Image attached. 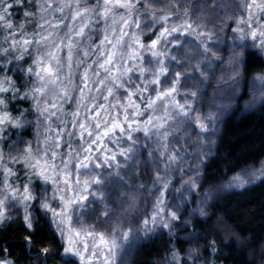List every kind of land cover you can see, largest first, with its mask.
<instances>
[{
  "label": "trees",
  "instance_id": "1",
  "mask_svg": "<svg viewBox=\"0 0 264 264\" xmlns=\"http://www.w3.org/2000/svg\"><path fill=\"white\" fill-rule=\"evenodd\" d=\"M5 2L11 23L0 21V50L7 49L0 51V78L11 77L19 92L9 87L0 110L26 122L0 132L1 150L9 141L21 148L11 164L0 161L8 187L2 198L11 194L23 207L0 220V260L77 264L42 210L21 198L31 179L35 192L42 184L64 188L54 197L59 205L72 199L73 213L96 211L102 225H131L138 241L132 264H264V54L249 44L259 0H137L131 8L113 0L107 17L100 14L105 0H52V7L0 0V11ZM197 17L207 36L180 23ZM48 53L62 65L50 83L58 99L46 91L21 95L39 86L25 69L35 71L37 56ZM233 54L238 61L230 66ZM158 104L180 106V113L156 120ZM28 145L36 158L47 151V181L22 159ZM219 186L225 192H212ZM26 206L34 212L31 229ZM167 209L176 216L164 222ZM63 216L54 217L66 222Z\"/></svg>",
  "mask_w": 264,
  "mask_h": 264
},
{
  "label": "rangeland",
  "instance_id": "2",
  "mask_svg": "<svg viewBox=\"0 0 264 264\" xmlns=\"http://www.w3.org/2000/svg\"><path fill=\"white\" fill-rule=\"evenodd\" d=\"M112 5H113V3L109 7H112ZM100 14L102 16H104L103 12H101ZM172 19L173 18L169 19V21H171L172 25H175V23H177V21L176 20L173 21ZM197 19H198L197 21L196 20L191 21V19H188L185 22L183 20H181V21L179 20V21L183 27L189 28L192 30L198 29L203 36H207L206 28L203 25L204 22L200 21V20H203V18L197 17ZM250 20H251V23L257 24L258 27H257V32L255 33V37H253V39H252V43H249V44L260 48V50L263 51V54H264V43H262V41H264V0H259L256 7L253 8V12H252V15L250 16ZM99 21L102 22V21H104V19L99 16ZM165 27L167 28V25ZM75 41H76V38L70 42H75ZM136 48H137L138 52L142 53L141 50L143 48L141 50L137 46H136ZM234 55L235 54H233L231 56L232 58L230 60V62H231L230 66L233 63V61H234V63H235V61L236 62L238 61L237 57ZM54 57L58 58L57 56H54ZM65 62H66V60L63 61L62 64L63 63L65 64ZM52 64H53V67H55L57 69L60 66H62L59 64L57 65L56 59L52 60ZM213 76H215L217 78V80H219L218 75H213ZM47 88L48 89H46L45 96L47 95L48 97L46 96V98H51L54 101H56L58 99V97L54 93L55 87L52 86L51 84H49ZM186 91L189 92L192 90H191V88H189ZM187 104H189L188 100H187ZM173 109H177V112H175V113H178L180 106H178L177 108H172V105L171 106L167 105V107H164V106L158 104L156 106V110H155L156 111V113H155L156 120H159L161 118L165 119L167 117L166 115H168L167 111H171ZM185 109H187V106L185 107ZM203 114L207 118V121L212 119V118L214 120L217 116L213 113L210 114V113H206L204 111H203ZM40 130H41L40 127H38V132H40ZM40 134H41V132L39 133V135ZM21 141L23 142V140H21ZM8 145H9V147L6 151L0 149V161L5 159L6 164H9V163L11 164L12 162H14L15 160H17L19 158L18 154H19L21 148L19 145H16V143L14 141H9ZM39 146L40 145H38V148H40ZM262 169L264 172V166H262ZM83 176L86 180H88L90 178V175H88V174L83 175ZM86 180H85V182H86ZM77 187H78V189H77L78 193L80 195H82L83 193L86 192L85 191L86 189H84V187H85L84 183H82V186H81V184H77ZM7 188L8 187L6 185V181H4V183H2V184L0 182V200L3 201L4 208H6V211L4 213V217H6V215H7V217L15 218L17 213H20L21 209L23 207H21V205L19 203L17 205V203H16L17 200H15L14 197L11 196V194H9V195L5 194V197L2 198V196H3L2 194L4 193L5 190H8ZM61 188L60 189L58 187L54 188V187H51L50 185L42 184L41 186H39V189H38L39 193L36 192V200L32 201V204H34L36 208L39 207V210H42V214L44 215L45 219L47 221H50L49 223H51L50 225H52L51 226L52 229L54 231L58 232V235L60 236L61 240L63 242H65L66 245H68L67 243L69 242V239L71 240L76 251H73V252L67 251L66 252L67 255L72 257V258H75V260L77 261V264H132L131 260L134 256V253L136 251L135 249H136L137 244H138L137 239H135L136 234L134 233V228L131 227V225H129V224L126 225V224L120 223V222L116 223L115 219L108 220V221H106V223H104L102 225V221L100 222V220L98 219V214L96 211L83 212V214H81L80 212L79 213H77V212L73 213L69 207L72 199L71 200L65 199V201H63L61 203V205H59L56 198L54 197L56 195V193H60V191L64 190V188H62V189ZM93 190H94L93 192H94L95 196L96 195L99 196V188L98 189L93 188ZM224 190H225V188L223 186H219V187H217V189L213 190L212 192L215 193L218 191L221 194V193L225 192ZM89 191L90 190L88 189V193H93V192H91V191L89 192ZM9 193H10V191H9ZM41 195H43L45 198H47L48 203L49 204L51 203L50 204L51 208L56 209L58 214H59V212L64 213L62 221H65L64 219H65V217H67L66 222H61V220L57 221L56 218L54 217V215L49 210L41 208L39 206ZM28 212L31 213L33 211L28 210ZM167 212H168L169 217H165L162 215V217L164 219L161 218L164 222L167 219H169V220L172 219V216L169 214L168 209H167ZM33 214H34V212H33ZM112 223H116V224H112ZM85 228H88L90 231H92L91 236H88L85 233V231H84ZM129 229H131V231H128ZM77 231L80 232V235H76ZM101 232L104 233L105 238L109 241V243L111 242V240L114 239L115 244L109 248L106 244L101 243L100 237L98 236V233H101ZM125 236H126V239L124 238ZM84 245H87L88 252L84 253V258H81L79 255H77V252L83 251ZM92 252H95V256L93 258L89 259L88 258L89 254ZM105 256L107 257V260H105V258H104ZM0 264H13V263L10 260H8V261L7 260H0Z\"/></svg>",
  "mask_w": 264,
  "mask_h": 264
},
{
  "label": "snow or ice",
  "instance_id": "3",
  "mask_svg": "<svg viewBox=\"0 0 264 264\" xmlns=\"http://www.w3.org/2000/svg\"><path fill=\"white\" fill-rule=\"evenodd\" d=\"M14 2L15 3H22L23 0H14ZM136 2H137V0H124V2L121 3V0H115L116 4H118L121 7H125V8H131L134 5V3H136ZM46 3H47L48 7H52V0H46ZM112 3H113V0H105V5L103 7V15L105 17H107L108 13L111 11V8L109 7V5H111ZM11 6H12L11 4L5 2V3H3V10L0 11V21H4L9 26H10L11 22L7 19V12ZM40 10L45 11V7L43 5H41ZM85 11H86V9H85ZM77 15H79V12H77ZM163 19H167V17H163ZM44 23L50 24V21L45 20ZM38 26L41 28L43 27V25H38ZM136 26L138 28L139 24H137ZM21 27H22V25H21ZM149 27H150V25H149ZM180 30H185V29H180ZM165 31H167V29H165ZM51 35L52 34L49 33V36H51ZM253 37H255V32H253ZM39 39L40 40H46V39H48V37L40 35ZM105 39H107V37H105ZM179 39L180 38L177 37V42L179 41ZM15 43H16V41L13 40L12 44H15ZM24 43L27 44L28 41L25 40ZM262 43H264V41H262ZM152 44L155 45L156 41L153 40ZM0 51L7 53V49H2ZM5 59H7V57H5ZM53 59H56V63L58 65L59 60H58V58H55L52 55V53H48L47 59H45V57H43V56H37V58L34 61V64L36 66L35 71H34L33 67H31V66L25 69V72H24L25 75H35L37 77V80L39 82V86L38 87H32V88L28 89L27 91L20 93L21 95H25V96L31 95L32 97H35L37 94L42 95L46 91L48 84H50V83L54 84L59 80V77L57 74V68L53 67V64H52ZM173 59H175V58H173ZM160 70H161V72L167 71V69L165 67H161ZM174 75L179 76L180 73H175ZM154 79H155V77H154ZM10 81H11V77H9V76H4V77L0 78V105H4L5 108H6V100L2 94L6 93L9 89V87H11V89H12L13 96H15V94H17L19 92V89L16 87L15 82L9 83ZM169 91H174V89H169ZM160 95H162V93ZM193 95H195V93H193ZM9 98H12V97H9ZM51 107H55V105H51ZM21 116H22V113H21ZM25 122L26 121L22 120L20 116L13 117L10 112L5 111V110H0V132H3V126L5 124H16L17 126L22 127ZM47 156H48L47 151L43 152L41 154L40 158H36L35 156H32L31 145H28L27 151H25L22 155V159H24L25 162L28 164V166L33 169V173H32L33 175H36L37 177L47 181L50 178L49 175L47 174L48 169L45 167V165H47V163H48ZM8 171L11 172V169H8ZM234 179L241 186L244 183H247V181L244 180L242 177H236ZM96 182L100 183L99 178H96ZM31 184H32V181H31V179H29L28 183L25 184V186H24L23 192L21 193V198L26 200V201L36 200L35 188L30 187ZM9 191L12 192L13 196L16 195V189L15 188L9 187ZM61 199H63V197H61ZM39 206L41 208L49 210L54 216L57 214V210L51 208V205L48 203L47 198H45L43 195H41ZM5 211H6V209L4 208L3 201L0 200V220L4 219ZM201 211H203V209H201ZM172 216L175 217L176 213L173 212ZM24 220L26 223V227L31 229L33 218H32L31 213H29L27 211V206L25 208ZM145 223H147V221H145ZM84 231L88 236L92 235V231H90L88 228H85ZM128 231H131V229H129ZM76 235H80V232L77 231ZM98 236L100 237L101 243L106 244L109 248L115 244L114 239L111 240V242L109 243V241L105 238L104 233H102V232L98 233ZM124 238L126 239V236ZM45 251H47V249H45ZM66 251H68V252L76 251V249L74 248L70 239H69L68 247L66 248ZM85 252H88L87 245H84L83 251L77 252V255H79L81 258H84ZM94 256H95V252H92L89 254L88 258L91 259ZM104 258H105V260H107L106 256Z\"/></svg>",
  "mask_w": 264,
  "mask_h": 264
}]
</instances>
